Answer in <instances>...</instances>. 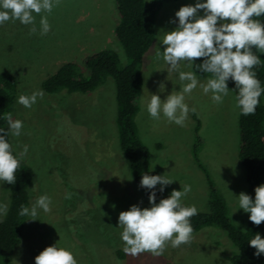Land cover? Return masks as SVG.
I'll return each instance as SVG.
<instances>
[{"label": "rangeland", "instance_id": "rangeland-1", "mask_svg": "<svg viewBox=\"0 0 264 264\" xmlns=\"http://www.w3.org/2000/svg\"><path fill=\"white\" fill-rule=\"evenodd\" d=\"M195 2L163 1L157 10L154 41L140 67L142 84L135 123L139 138L148 148L151 169L155 165L159 174L175 179L165 186L167 192L170 194L173 189L189 184L191 191L183 198V203L204 211L208 185L192 155L195 137L192 112L184 125L179 126L162 114L154 119L146 110L152 93L165 99L179 90L178 74L167 72L162 58L165 46L157 37L176 26L175 12L181 6ZM47 18L51 27L46 34L40 32L39 15L35 32L30 31L33 25H24L18 20L0 25V71H10L18 80L11 115L23 122L21 135L13 136L9 131L10 139L19 154L28 146L27 153L21 156L35 174L31 203L43 194L52 201L48 212L39 211V218L27 217L21 243L11 255V264H35V256L56 242L73 252L77 264H121L106 244L110 243L106 228L116 226L120 211L132 204L148 207L149 201L133 181L128 161L119 147L114 83L107 77L87 93L49 94L40 86L61 63L79 62L98 48L112 47L118 52L121 63L126 62L114 35L113 27L117 22L114 2L59 0ZM258 19L264 21L263 16ZM180 70L192 71L183 63ZM196 75L200 84L211 76ZM161 83L163 92L159 90ZM35 90H42L44 95L31 108L17 103L21 93L31 94ZM262 100L264 102V96ZM185 102L196 109L194 113L200 120L197 135L201 143L196 155L225 199L232 222L238 229L245 230L247 213L242 209L234 212L238 198L233 194L247 193L248 188L244 169L237 158L235 96L230 90L223 102L217 104L212 101L211 93L204 94L198 85L185 95ZM9 200V189L4 182L0 184V202L8 205ZM216 229L203 228L179 247L168 243L161 255L129 254L130 264H230L225 253H233L236 248L224 232ZM112 244L117 242L112 240Z\"/></svg>", "mask_w": 264, "mask_h": 264}, {"label": "clouds", "instance_id": "clouds-1", "mask_svg": "<svg viewBox=\"0 0 264 264\" xmlns=\"http://www.w3.org/2000/svg\"><path fill=\"white\" fill-rule=\"evenodd\" d=\"M59 0H0V25L12 20H18L24 25H33L30 29L35 32V20L39 15L40 32L50 31L48 14H51ZM203 10V14H200ZM264 14V0H196L195 4L181 6L176 12V26L163 31L157 39L165 46L162 58L167 65V72L178 74L179 90L171 92L165 99L152 93L146 103L150 117L159 119L161 114L169 122L183 126L189 112H195L185 102V95L190 94L199 85L204 94L211 93V99L219 104L229 94L228 81L235 83L237 94L236 107L239 114L247 116L254 114L259 98L264 93L260 80L253 70L260 62L253 48L264 53V23L258 17ZM195 58H204L198 64L203 73H211L206 83L200 84L199 77L193 71H182L195 62ZM164 91V84L159 86ZM44 95L42 90L31 94L21 93L17 103L25 108H31L38 98ZM7 130L0 128V184H14L20 157L27 153L25 145L23 153L14 154L10 142L6 139L8 132L20 136L23 122L13 119L11 114L4 117ZM153 165L152 169H154ZM172 179L164 174H149L141 176L140 187L151 190L148 194V207L132 204L127 210L118 214V226L122 229L120 239L124 244V252L133 256L151 252L161 255L166 244L179 247L191 240L193 227L190 218L197 214L195 205H185L183 198L191 191L189 184L181 185L179 190L173 189L166 198L156 201V186L163 192ZM232 194L233 192L230 191ZM252 198L245 192L239 195L238 207L249 214V220L255 225L264 222V183L254 189ZM51 197L40 195L30 206H21L20 216L28 219L39 218V211L48 212ZM8 205L0 202V219L6 216ZM249 245L255 251L254 255L264 254V237L259 232L249 240ZM35 264H77L73 252L57 242L46 246L35 256Z\"/></svg>", "mask_w": 264, "mask_h": 264}, {"label": "trees", "instance_id": "trees-1", "mask_svg": "<svg viewBox=\"0 0 264 264\" xmlns=\"http://www.w3.org/2000/svg\"><path fill=\"white\" fill-rule=\"evenodd\" d=\"M163 1L177 0H113L117 15V22L114 24L113 30L115 38L125 54V63H121L115 49L102 47L89 52L79 62L65 61L61 63L40 84L41 89L49 94L60 92L87 93L101 85L107 77L112 79L115 88V123L119 147L128 161L129 172L133 181L138 185L146 199H148L151 190L140 187L141 176L144 172L159 174V171L150 167L149 151L138 136L135 116L139 111L138 91L142 84L140 67L144 54L154 41L155 17ZM261 16L264 17V14ZM260 21L264 23L263 20ZM252 51L260 58L259 64L253 70L260 80L262 88H264V53L255 48ZM203 59L195 58V62L190 65V68L197 74L211 75V73L199 71L198 64ZM228 87L236 96L235 83L231 79L228 81ZM17 88L18 80L15 74L7 70L0 71V128L7 130V122L4 117L11 114ZM263 96L264 93L259 98L260 102L254 114L244 116L239 114L238 109L237 116V158L244 169L248 186L247 194L252 198L255 196V187L264 183ZM191 118L194 121L195 136L192 155L197 166L203 172L208 185L206 209L204 211L197 210V214L190 218L193 227L192 234L206 227L217 228L216 231L224 232L236 248L233 253H225L230 264H264V254L254 255L255 249L248 242L257 232L264 237V222L255 225L249 220L248 213L245 230L238 229L232 222L225 199L211 179L207 168L200 163L196 155L201 143V139L197 135L200 120L193 112ZM6 139L12 145L9 132ZM12 147L14 154H19L13 145ZM34 176L32 166L21 156L15 183L5 182L9 189L10 200L7 214L0 220V264H11V255L21 243L27 217L20 216L19 211L21 206L31 205ZM168 195L166 187L163 192H160L159 185L156 186L157 202ZM115 225L106 228V234L109 235L110 240V243L106 244L116 260L120 261L121 264H130V256L123 250L124 244L120 239V229L117 223ZM112 240L116 241L117 244H112ZM103 246L105 245L103 244ZM104 249L106 251L107 248ZM109 250L107 249L108 252Z\"/></svg>", "mask_w": 264, "mask_h": 264}]
</instances>
